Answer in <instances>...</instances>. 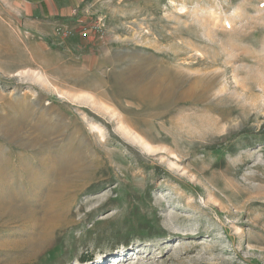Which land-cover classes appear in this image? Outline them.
Returning <instances> with one entry per match:
<instances>
[{"label": "rangeland", "instance_id": "374dc122", "mask_svg": "<svg viewBox=\"0 0 264 264\" xmlns=\"http://www.w3.org/2000/svg\"><path fill=\"white\" fill-rule=\"evenodd\" d=\"M111 261L264 264V0H0V264Z\"/></svg>", "mask_w": 264, "mask_h": 264}, {"label": "bare ground", "instance_id": "6f19581e", "mask_svg": "<svg viewBox=\"0 0 264 264\" xmlns=\"http://www.w3.org/2000/svg\"><path fill=\"white\" fill-rule=\"evenodd\" d=\"M154 94L155 93V89L153 88H149L148 89V94L146 93V91L145 92H140L138 95V97L140 98V99H143V98H148V97H153L152 95H150V94ZM165 94V93H164ZM110 264H114L112 261L111 262H109Z\"/></svg>", "mask_w": 264, "mask_h": 264}, {"label": "crops", "instance_id": "0c3cea01", "mask_svg": "<svg viewBox=\"0 0 264 264\" xmlns=\"http://www.w3.org/2000/svg\"><path fill=\"white\" fill-rule=\"evenodd\" d=\"M59 16H62V17H60L62 20H67L68 19V16H70V15H68V14L63 15V14H60L59 13ZM74 16H75V14H74ZM74 18L75 17L72 16V19L73 20H74ZM76 21H78V19H75L72 23H75Z\"/></svg>", "mask_w": 264, "mask_h": 264}, {"label": "built area", "instance_id": "2783aa9c", "mask_svg": "<svg viewBox=\"0 0 264 264\" xmlns=\"http://www.w3.org/2000/svg\"><path fill=\"white\" fill-rule=\"evenodd\" d=\"M68 33V31H66Z\"/></svg>", "mask_w": 264, "mask_h": 264}]
</instances>
